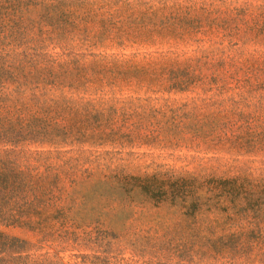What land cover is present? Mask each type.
<instances>
[{
	"label": "trees",
	"instance_id": "obj_1",
	"mask_svg": "<svg viewBox=\"0 0 264 264\" xmlns=\"http://www.w3.org/2000/svg\"><path fill=\"white\" fill-rule=\"evenodd\" d=\"M182 146L231 164L133 159ZM0 225V264H264V0H0Z\"/></svg>",
	"mask_w": 264,
	"mask_h": 264
},
{
	"label": "rangeland",
	"instance_id": "obj_2",
	"mask_svg": "<svg viewBox=\"0 0 264 264\" xmlns=\"http://www.w3.org/2000/svg\"><path fill=\"white\" fill-rule=\"evenodd\" d=\"M134 51L127 50L126 54L133 53ZM140 52H144L143 50H140ZM142 54V53H140ZM178 97L177 99H179ZM137 157L133 158L135 160V163L145 166L150 165H159V166H166L169 168L182 170V171H194L199 166H201L204 163H213L215 165H221V166H227L230 165L231 159L227 160L225 157H220L217 155L209 154L206 152L198 151L194 148L184 147L182 148H175V149H168V150H158L155 149L154 151H149L146 149H141L136 151ZM0 230H3L9 235L20 237L26 240L33 241L35 238L32 234L27 233L23 229L15 228V227H3L0 225ZM72 255H75L76 257L81 255L83 257H86V255H89L88 252H68L63 255L66 261H68L70 264H80L81 259L80 258H73ZM185 252L182 249V264H184L185 261ZM150 259L147 257V259H142V261H148ZM91 260V259H90ZM92 261V260H91ZM141 261V260H140ZM154 264L155 262H147V264ZM158 263V262H156ZM161 264H166L164 262H160Z\"/></svg>",
	"mask_w": 264,
	"mask_h": 264
}]
</instances>
